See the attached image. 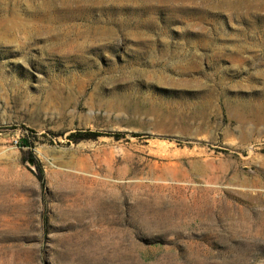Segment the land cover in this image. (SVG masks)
Wrapping results in <instances>:
<instances>
[{"label": "rangeland", "instance_id": "374dc122", "mask_svg": "<svg viewBox=\"0 0 264 264\" xmlns=\"http://www.w3.org/2000/svg\"><path fill=\"white\" fill-rule=\"evenodd\" d=\"M3 29L0 264H264V0H0Z\"/></svg>", "mask_w": 264, "mask_h": 264}, {"label": "bare ground", "instance_id": "6f19581e", "mask_svg": "<svg viewBox=\"0 0 264 264\" xmlns=\"http://www.w3.org/2000/svg\"><path fill=\"white\" fill-rule=\"evenodd\" d=\"M7 29V28H6ZM1 33H0V37H7L9 34H8V31L7 30H5V29H3V30H1L0 31Z\"/></svg>", "mask_w": 264, "mask_h": 264}, {"label": "trees", "instance_id": "16d2710c", "mask_svg": "<svg viewBox=\"0 0 264 264\" xmlns=\"http://www.w3.org/2000/svg\"><path fill=\"white\" fill-rule=\"evenodd\" d=\"M94 136H97L98 137V135H96V134H94ZM22 144H23V146H26L27 141H23Z\"/></svg>", "mask_w": 264, "mask_h": 264}]
</instances>
